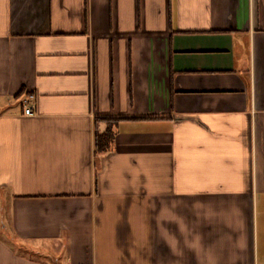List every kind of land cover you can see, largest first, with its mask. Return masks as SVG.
<instances>
[{
    "label": "crops",
    "instance_id": "0c3cea01",
    "mask_svg": "<svg viewBox=\"0 0 264 264\" xmlns=\"http://www.w3.org/2000/svg\"><path fill=\"white\" fill-rule=\"evenodd\" d=\"M0 264H264V0H0Z\"/></svg>",
    "mask_w": 264,
    "mask_h": 264
},
{
    "label": "trees",
    "instance_id": "16d2710c",
    "mask_svg": "<svg viewBox=\"0 0 264 264\" xmlns=\"http://www.w3.org/2000/svg\"><path fill=\"white\" fill-rule=\"evenodd\" d=\"M108 123V129L103 134L95 135V145L94 152L95 154H104L109 151V148L114 139V126L118 123V120L115 119H105Z\"/></svg>",
    "mask_w": 264,
    "mask_h": 264
},
{
    "label": "built area",
    "instance_id": "2783aa9c",
    "mask_svg": "<svg viewBox=\"0 0 264 264\" xmlns=\"http://www.w3.org/2000/svg\"><path fill=\"white\" fill-rule=\"evenodd\" d=\"M20 105L23 111V115L26 117H31L34 115V110L36 107V97L34 94H26L21 97Z\"/></svg>",
    "mask_w": 264,
    "mask_h": 264
}]
</instances>
